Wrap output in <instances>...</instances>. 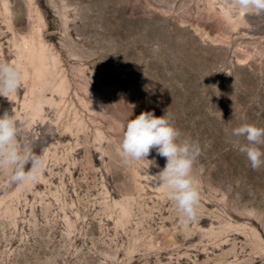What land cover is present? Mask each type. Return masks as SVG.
Instances as JSON below:
<instances>
[{
    "label": "rangeland",
    "instance_id": "374dc122",
    "mask_svg": "<svg viewBox=\"0 0 264 264\" xmlns=\"http://www.w3.org/2000/svg\"><path fill=\"white\" fill-rule=\"evenodd\" d=\"M0 62L23 72L0 116L46 162L0 189V264H264V168L230 143L264 128V15L227 0H0ZM147 111L201 148L187 229L157 187L166 159L120 155Z\"/></svg>",
    "mask_w": 264,
    "mask_h": 264
},
{
    "label": "clouds",
    "instance_id": "9594fccd",
    "mask_svg": "<svg viewBox=\"0 0 264 264\" xmlns=\"http://www.w3.org/2000/svg\"><path fill=\"white\" fill-rule=\"evenodd\" d=\"M227 7L241 16L264 15V0H227ZM22 83L19 65L0 62V96L8 98ZM230 135L235 138L230 141L232 147L246 156L253 170L264 168V128L245 123L233 128ZM18 137L15 113L5 111L0 116V189L13 185L23 188L37 182L45 171V159L35 154L31 146L20 144ZM153 149L166 159L164 168L154 176L157 187L173 203L180 226L187 229L198 221L201 208L199 185L193 176L201 148L190 137L182 136L168 111L160 117L151 111L141 112L123 130L120 155L125 163L146 161L149 166L159 167L155 158L147 159Z\"/></svg>",
    "mask_w": 264,
    "mask_h": 264
}]
</instances>
